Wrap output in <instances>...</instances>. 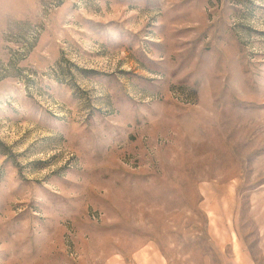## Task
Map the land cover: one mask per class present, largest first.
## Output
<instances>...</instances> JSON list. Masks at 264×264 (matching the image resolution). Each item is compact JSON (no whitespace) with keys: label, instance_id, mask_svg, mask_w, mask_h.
I'll use <instances>...</instances> for the list:
<instances>
[{"label":"rangeland","instance_id":"1","mask_svg":"<svg viewBox=\"0 0 264 264\" xmlns=\"http://www.w3.org/2000/svg\"><path fill=\"white\" fill-rule=\"evenodd\" d=\"M156 256L264 264V0H0V264Z\"/></svg>","mask_w":264,"mask_h":264},{"label":"crops","instance_id":"2","mask_svg":"<svg viewBox=\"0 0 264 264\" xmlns=\"http://www.w3.org/2000/svg\"><path fill=\"white\" fill-rule=\"evenodd\" d=\"M119 264H168L167 258H119Z\"/></svg>","mask_w":264,"mask_h":264}]
</instances>
